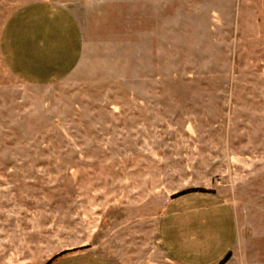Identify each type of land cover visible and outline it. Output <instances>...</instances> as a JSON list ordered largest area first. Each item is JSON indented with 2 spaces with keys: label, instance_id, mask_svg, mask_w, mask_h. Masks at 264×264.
<instances>
[{
  "label": "rangeland",
  "instance_id": "374dc122",
  "mask_svg": "<svg viewBox=\"0 0 264 264\" xmlns=\"http://www.w3.org/2000/svg\"><path fill=\"white\" fill-rule=\"evenodd\" d=\"M49 1L84 50L36 84L5 62L2 34ZM190 193L233 210L215 264H264V0H0V264H181L161 221Z\"/></svg>",
  "mask_w": 264,
  "mask_h": 264
},
{
  "label": "crops",
  "instance_id": "0c3cea01",
  "mask_svg": "<svg viewBox=\"0 0 264 264\" xmlns=\"http://www.w3.org/2000/svg\"><path fill=\"white\" fill-rule=\"evenodd\" d=\"M1 45L5 62L20 77L36 84L67 77L81 62L84 50L73 15L52 1L27 7L11 18L3 31ZM228 215L232 222L227 219L226 229ZM236 234L231 206L206 193L179 195L161 221L162 242L181 264L222 261L232 250ZM54 264L112 263L93 253H77Z\"/></svg>",
  "mask_w": 264,
  "mask_h": 264
}]
</instances>
